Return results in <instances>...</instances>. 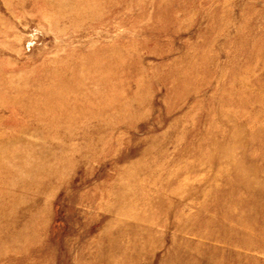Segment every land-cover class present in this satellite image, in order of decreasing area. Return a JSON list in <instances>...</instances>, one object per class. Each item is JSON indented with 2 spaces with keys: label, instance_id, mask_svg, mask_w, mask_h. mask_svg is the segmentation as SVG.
Masks as SVG:
<instances>
[{
  "label": "rangeland",
  "instance_id": "374dc122",
  "mask_svg": "<svg viewBox=\"0 0 264 264\" xmlns=\"http://www.w3.org/2000/svg\"><path fill=\"white\" fill-rule=\"evenodd\" d=\"M0 264H264V0H0Z\"/></svg>",
  "mask_w": 264,
  "mask_h": 264
}]
</instances>
